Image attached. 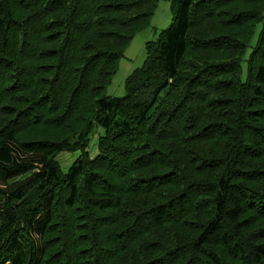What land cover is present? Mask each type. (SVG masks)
<instances>
[{
	"label": "trees",
	"instance_id": "16d2710c",
	"mask_svg": "<svg viewBox=\"0 0 264 264\" xmlns=\"http://www.w3.org/2000/svg\"><path fill=\"white\" fill-rule=\"evenodd\" d=\"M160 1L0 0V264H264V0H167L107 96Z\"/></svg>",
	"mask_w": 264,
	"mask_h": 264
},
{
	"label": "rangeland",
	"instance_id": "374dc122",
	"mask_svg": "<svg viewBox=\"0 0 264 264\" xmlns=\"http://www.w3.org/2000/svg\"><path fill=\"white\" fill-rule=\"evenodd\" d=\"M171 6L167 0H161L158 3L157 10L150 21V24L143 31L138 33L128 48L123 54V58L120 59L118 70L114 75L111 84L106 90V95L110 97H123L125 95L124 82L126 77L136 68L143 65L145 60L144 46L148 42H153L158 38V35L167 30L172 22ZM261 26H257L255 33V39L253 44L257 40V35ZM248 54V53H247ZM245 73V65H243V74ZM244 76V75H243ZM103 129L96 127L93 133L90 135L89 147L87 151L90 157H94L97 152V139L99 135H102ZM80 155V152H61L57 155L56 161L59 163L63 172H67L70 165Z\"/></svg>",
	"mask_w": 264,
	"mask_h": 264
}]
</instances>
